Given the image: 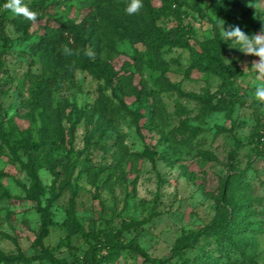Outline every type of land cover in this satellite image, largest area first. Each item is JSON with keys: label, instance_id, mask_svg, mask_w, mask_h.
<instances>
[{"label": "rangeland", "instance_id": "obj_1", "mask_svg": "<svg viewBox=\"0 0 264 264\" xmlns=\"http://www.w3.org/2000/svg\"><path fill=\"white\" fill-rule=\"evenodd\" d=\"M34 1H42L47 8L45 12L38 5L33 9L40 14L36 24L4 10L7 0L0 6V51L2 37L11 39L0 65V122L6 127L12 116L20 129L39 125L37 114L29 105L28 76L38 72L40 66L28 52L30 37L43 33L46 25H54L55 14L63 13L64 6L81 3V0H24V3L29 7ZM218 2L199 0L206 17L194 13L187 19L195 31L193 47L197 48V41L212 35L208 18L220 22ZM239 3V7L226 10L225 27L238 25L249 35L264 29V0H239ZM18 19L27 28V36L16 30ZM108 46L116 69L133 49L124 41ZM164 57L169 61L166 72L143 68L133 79L138 88L142 87V100H132L129 108L142 110L148 104L154 109L150 129H145L143 136L136 132L127 116L115 123L102 141L95 135L87 143L86 125L95 119L98 101L111 96V91L80 68L74 70V77L61 89L57 100L63 105L60 124L64 148L49 145L50 162L41 163L36 170L46 191L54 185L60 192L51 207L55 224L44 244L57 257L77 259L82 264L88 244L80 234L71 236V249L57 247L59 239L66 236L60 224L72 202L75 216L86 231L122 227L125 241L136 240L151 258H168L165 264H198L209 252L217 255L213 238H200L179 257L172 255L171 248L183 231L203 227L216 216L232 211L225 182L234 176L237 194L250 198L246 219L251 220L257 239L254 260L264 264V107L256 111L251 104L257 101L254 81L258 75L252 64L259 58L245 55L237 48L229 47L224 53L226 62L240 58L244 62V75L236 82L240 93L247 96V102L241 103L220 91L216 76L196 70L187 72V52L173 49ZM159 76L163 80H158ZM149 149L156 152L153 160L142 154ZM120 151L123 161L113 168ZM41 154H47V150L43 149ZM26 163L23 150L12 153L0 144V252L6 255L35 254L33 241L40 221L35 202L26 197L31 184ZM99 166L105 172L112 170V174L97 171ZM51 167L60 172L59 179H55ZM62 182L65 183L61 187ZM1 188L8 195L2 194ZM47 196L48 192L42 199ZM13 264L49 263L33 260ZM111 264L150 263H144L134 251H122Z\"/></svg>", "mask_w": 264, "mask_h": 264}, {"label": "trees", "instance_id": "obj_2", "mask_svg": "<svg viewBox=\"0 0 264 264\" xmlns=\"http://www.w3.org/2000/svg\"><path fill=\"white\" fill-rule=\"evenodd\" d=\"M4 0H0V6ZM131 0H81L80 5L70 4L63 13L55 14L54 25H46L43 33L30 37L28 52L39 63V70L28 76L29 105L36 112L39 125L34 128H22L13 123V116L7 127L0 122V144L10 148L12 153L23 150L27 155L25 169L31 181L28 199L35 202L39 230L33 241L35 254L30 257L23 255H6L0 252V264H13L16 261L28 263L33 260H45L49 264H79L77 259L68 261L57 257L55 252L45 246L44 239L53 226L51 207L60 196L54 185L48 191L41 185L37 177V167L43 162H50V146L63 147L60 115L63 105L57 100L63 86L74 77V70H86L96 80L103 82L104 89H110L111 96H103L95 107V119L86 125L87 143L95 135L102 141L108 131L113 130L115 123L127 116L135 125L136 132L144 135L145 129H150L153 108L150 105L140 109H130L128 103L132 100L141 101V88L133 83L135 73H141L148 68L161 73L169 69V61L164 57L166 52L180 49L187 52L189 66L187 72L196 70L211 74L220 80L219 89L228 97L241 103L247 102V96L240 93L236 82L244 75V62H226L224 53L231 41L221 40L218 21H212V35L197 41V48L191 45L195 37L192 24L187 20L194 13L206 17L199 0H142L143 7L133 15L127 14L126 7ZM38 5V6H37ZM36 6L45 12L42 1L29 4L30 9ZM219 16L228 23L227 9L239 7V0H219ZM17 31L27 36V28L22 26L21 19L15 22ZM68 33L75 41L74 52L79 55L65 57L62 47L67 44ZM10 40L2 37L0 51V65L2 55L10 48ZM110 41V42H109ZM124 41L133 46L132 52L119 68H115L110 58L108 43L115 44ZM136 45H140L138 48ZM94 52V58H88L83 50ZM136 71V72H135ZM162 76L158 77V80ZM163 83V82H162ZM167 83V81H166ZM148 96L145 99L148 101ZM147 103V102H146ZM254 109L264 107L258 101H252ZM64 148V147H63ZM47 154L42 155V150ZM41 151V152H40ZM151 160L156 156L152 149L142 152ZM123 161L122 151L117 156V165ZM55 179H59L60 172L53 170ZM99 172L104 168H96ZM112 170H106L105 175H111ZM65 182L61 183V187ZM235 177L229 176L225 182V193L230 197L232 211L216 216L210 223L198 229H187L175 240L171 250L173 256H180L186 249L195 245L200 238H213L217 247V255L212 252L201 257L198 264H259L254 260L257 239L251 228V220L247 206L250 198L239 196L234 188ZM8 195L3 188L1 193ZM49 193V196L42 197ZM2 193V194H3ZM10 199L14 197L9 196ZM44 201V204H43ZM134 223V221H131ZM66 230V236L60 238L57 247L67 246L71 249V236L80 234L88 247L84 253L82 264H111L118 259L122 251H134L142 257L144 263L165 264L168 258H151L144 249L132 239L125 241L123 228L96 229L86 231L75 216L72 202L66 208V217L60 224Z\"/></svg>", "mask_w": 264, "mask_h": 264}, {"label": "clouds", "instance_id": "obj_3", "mask_svg": "<svg viewBox=\"0 0 264 264\" xmlns=\"http://www.w3.org/2000/svg\"><path fill=\"white\" fill-rule=\"evenodd\" d=\"M143 7L142 0H131V3L126 7L125 11L129 15L138 13ZM3 9L6 11H11L15 15L23 16L26 20L36 24L39 22L40 14L36 11L31 10L27 5H25L24 0H7L3 5ZM217 27L219 28V34L221 40L228 42L230 48H237L239 51L245 55H254L259 59L253 61V68L258 73L254 81V96L255 99L264 104V29L253 35H249L244 32L238 25H229L225 27V21L220 20ZM67 37V44L62 47V55L65 57L72 55H79V51H75L73 47L69 45H74L75 41L71 38L68 33H65ZM83 54L88 58H94V52L85 49Z\"/></svg>", "mask_w": 264, "mask_h": 264}]
</instances>
